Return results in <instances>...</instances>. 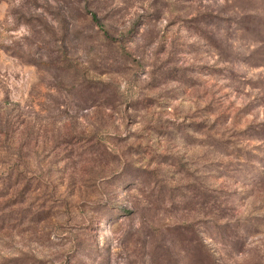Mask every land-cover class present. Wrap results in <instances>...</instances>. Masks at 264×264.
Masks as SVG:
<instances>
[{"label": "rangeland", "instance_id": "1", "mask_svg": "<svg viewBox=\"0 0 264 264\" xmlns=\"http://www.w3.org/2000/svg\"><path fill=\"white\" fill-rule=\"evenodd\" d=\"M0 264H264V0H0Z\"/></svg>", "mask_w": 264, "mask_h": 264}, {"label": "trees", "instance_id": "2", "mask_svg": "<svg viewBox=\"0 0 264 264\" xmlns=\"http://www.w3.org/2000/svg\"><path fill=\"white\" fill-rule=\"evenodd\" d=\"M196 250L199 251V253L201 255H203L204 257H206L208 259V257H210V252L207 250V247L205 245L201 244H197L196 246ZM192 255H194L193 253H191Z\"/></svg>", "mask_w": 264, "mask_h": 264}]
</instances>
